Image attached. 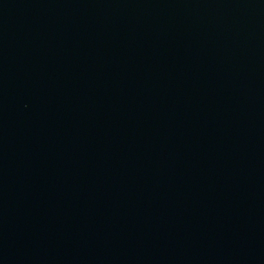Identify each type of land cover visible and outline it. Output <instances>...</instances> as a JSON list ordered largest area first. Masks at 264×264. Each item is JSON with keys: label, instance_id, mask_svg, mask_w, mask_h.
I'll return each mask as SVG.
<instances>
[{"label": "water", "instance_id": "water-1", "mask_svg": "<svg viewBox=\"0 0 264 264\" xmlns=\"http://www.w3.org/2000/svg\"><path fill=\"white\" fill-rule=\"evenodd\" d=\"M0 264H264V0H0Z\"/></svg>", "mask_w": 264, "mask_h": 264}]
</instances>
